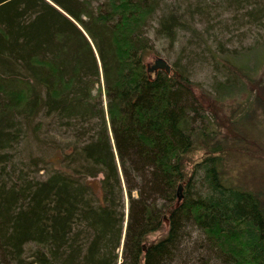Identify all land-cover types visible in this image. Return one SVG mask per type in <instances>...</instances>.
<instances>
[{
	"label": "trees",
	"instance_id": "1",
	"mask_svg": "<svg viewBox=\"0 0 264 264\" xmlns=\"http://www.w3.org/2000/svg\"><path fill=\"white\" fill-rule=\"evenodd\" d=\"M183 16L165 0H0V264H264L263 175L226 169L243 147L188 75L147 70L150 31L172 42ZM248 57L221 60L217 97L243 87Z\"/></svg>",
	"mask_w": 264,
	"mask_h": 264
},
{
	"label": "rangeland",
	"instance_id": "2",
	"mask_svg": "<svg viewBox=\"0 0 264 264\" xmlns=\"http://www.w3.org/2000/svg\"><path fill=\"white\" fill-rule=\"evenodd\" d=\"M256 1L165 0L184 15V23L172 42L157 39L150 31L158 57L188 75L195 96L212 116V128L226 134L229 143L243 147L240 151L235 147L227 149L225 166L242 172L238 180L250 187L253 177H257L256 184L261 175L264 178V18L258 21ZM247 51L248 77L241 78L243 87L231 91L230 96L217 97L215 93L220 91L214 87L218 80H225L229 67L221 60L228 59V54ZM256 52L260 58H255ZM155 58L147 61L151 64ZM202 153L201 148L191 158L196 159ZM19 155L16 153V158Z\"/></svg>",
	"mask_w": 264,
	"mask_h": 264
},
{
	"label": "water",
	"instance_id": "3",
	"mask_svg": "<svg viewBox=\"0 0 264 264\" xmlns=\"http://www.w3.org/2000/svg\"><path fill=\"white\" fill-rule=\"evenodd\" d=\"M158 69L164 70L166 73H169L171 70V66L162 57H156L151 64L150 63L147 64V70L148 71H155ZM176 194H177L176 195L177 196L176 202H179V200L182 197V185L181 184H178ZM143 248H145V246H143Z\"/></svg>",
	"mask_w": 264,
	"mask_h": 264
}]
</instances>
